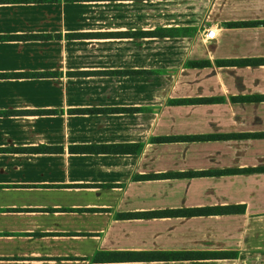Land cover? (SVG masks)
<instances>
[{"label": "crops", "instance_id": "0c3cea01", "mask_svg": "<svg viewBox=\"0 0 264 264\" xmlns=\"http://www.w3.org/2000/svg\"><path fill=\"white\" fill-rule=\"evenodd\" d=\"M29 32L0 72L56 73L0 111L54 110L0 113V264H264V170L138 176L264 166V0L0 1Z\"/></svg>", "mask_w": 264, "mask_h": 264}, {"label": "trees", "instance_id": "16d2710c", "mask_svg": "<svg viewBox=\"0 0 264 264\" xmlns=\"http://www.w3.org/2000/svg\"><path fill=\"white\" fill-rule=\"evenodd\" d=\"M0 1H38V0H0ZM161 33H166V30L159 31ZM186 32L185 30L177 32V34H181ZM51 33H39V32H29V33H6V34H0V39H7V38H45L48 36H52ZM56 73L55 70H41V71H10V72H0V74H15V75H33V74H53ZM54 109H5L3 111H0V113H9V114H20V113H40L44 111H53ZM170 138L175 139H188L190 136H171ZM264 170V166H257V167H244V168H226V169H217L216 171L212 170H183V171H166V172H158V173H145L138 175L139 177L144 178H154V177H166V176H190V175H196V174H205V173H211V172H223V171H231V170H239V171H252V170ZM235 210H241L237 207H232L230 205H224V206H214V207H202V208H196V209H184L185 212L191 213H203V212H231Z\"/></svg>", "mask_w": 264, "mask_h": 264}, {"label": "built area", "instance_id": "2783aa9c", "mask_svg": "<svg viewBox=\"0 0 264 264\" xmlns=\"http://www.w3.org/2000/svg\"><path fill=\"white\" fill-rule=\"evenodd\" d=\"M215 35L214 27L207 26L203 29V38H212Z\"/></svg>", "mask_w": 264, "mask_h": 264}]
</instances>
